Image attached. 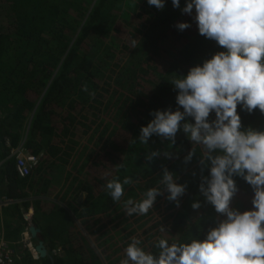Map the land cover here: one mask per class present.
<instances>
[{
	"label": "trees",
	"instance_id": "16d2710c",
	"mask_svg": "<svg viewBox=\"0 0 264 264\" xmlns=\"http://www.w3.org/2000/svg\"><path fill=\"white\" fill-rule=\"evenodd\" d=\"M185 4L166 0L161 10L148 0H0V183H7L0 197L13 201L0 209V231L17 238L33 226L34 241L48 252L34 260L17 246L18 264H121L132 237L157 253L161 238L203 239L215 225L214 207L199 191L210 171L200 164L203 146L182 128L175 144L155 134L148 144L139 140L154 111L177 109L171 81L223 50L199 34L195 10L183 13ZM180 22L190 27L181 31ZM238 112L244 128L264 130L259 109ZM22 142L40 159L24 178L11 156ZM157 150L159 157L145 158ZM165 167L186 184L179 206L161 183ZM125 177L132 182L115 202L106 184ZM234 179L232 207L251 209L254 190ZM150 188L163 193L154 206L128 215L126 201H141Z\"/></svg>",
	"mask_w": 264,
	"mask_h": 264
},
{
	"label": "clouds",
	"instance_id": "9594fccd",
	"mask_svg": "<svg viewBox=\"0 0 264 264\" xmlns=\"http://www.w3.org/2000/svg\"><path fill=\"white\" fill-rule=\"evenodd\" d=\"M148 3L162 10L166 0ZM180 3L172 0L175 8ZM193 10L199 34L223 50L171 81L178 90L177 109L154 111V118L142 126L139 140L148 144L155 134L175 144L182 128L192 144L202 145L200 164L202 170L210 167V171L202 176L199 191L218 219L203 239L183 243L159 239L157 253L145 250L132 237L121 264H264V130L244 128L238 112L242 106L248 113L257 109L264 113V0H186L182 12L191 15ZM177 27L183 31L190 24L180 22ZM212 113L215 119L210 120ZM195 154L192 148L185 163ZM160 155L158 150L151 151L145 158L152 161ZM163 155L171 158L172 153ZM235 176L254 190L251 209L232 207L238 192ZM131 182L129 177L122 182L109 180L106 188L112 200L120 201L124 185ZM161 183L167 199L179 206L186 184L178 183L166 167ZM162 194L161 189L150 188L141 201L127 200V214H147ZM200 207L199 201L192 203L193 209Z\"/></svg>",
	"mask_w": 264,
	"mask_h": 264
},
{
	"label": "built area",
	"instance_id": "2783aa9c",
	"mask_svg": "<svg viewBox=\"0 0 264 264\" xmlns=\"http://www.w3.org/2000/svg\"><path fill=\"white\" fill-rule=\"evenodd\" d=\"M11 156L15 158L16 171L22 178L29 176L40 161L38 156L26 150L24 142L12 150ZM12 202V200L0 199V203L4 206H8ZM17 246L28 250L34 260L40 259L36 246L32 242L28 232H23L22 238L16 244L7 241L5 236L0 234V264H18L21 262L22 257L17 251Z\"/></svg>",
	"mask_w": 264,
	"mask_h": 264
},
{
	"label": "crops",
	"instance_id": "0c3cea01",
	"mask_svg": "<svg viewBox=\"0 0 264 264\" xmlns=\"http://www.w3.org/2000/svg\"><path fill=\"white\" fill-rule=\"evenodd\" d=\"M0 187H1V188H6V187H7V183H6V181H2V182L0 183ZM0 199H1V197H0ZM14 202H15V201H14ZM0 204H1V203H0ZM2 207H3V208H6L7 206H4L3 204H1V205H0V209H2ZM0 216H1V217H0V230H3L4 228H2V227H4L5 225H4V220H3V218H2L1 213H0ZM25 231L29 233L32 242H33L34 244H36V242L34 241V237L31 235V233H30V231H29L28 228H26L25 230L21 231L22 233H20L19 236H18L17 238H8V237L6 238V235H4V233H2L1 231H0V234H3V235L5 236V238H6L7 241L16 244L17 241L20 240V239L22 238V234H23V232H25ZM3 232H4V231H3Z\"/></svg>",
	"mask_w": 264,
	"mask_h": 264
},
{
	"label": "water",
	"instance_id": "95a60500",
	"mask_svg": "<svg viewBox=\"0 0 264 264\" xmlns=\"http://www.w3.org/2000/svg\"><path fill=\"white\" fill-rule=\"evenodd\" d=\"M28 229H29V231H30V233H31V235L33 237L37 236V233H38L39 230H37L33 226L29 227ZM36 250L38 251L40 258H45L47 256V254H48L47 249L45 248V245H44L43 242H39L37 244Z\"/></svg>",
	"mask_w": 264,
	"mask_h": 264
},
{
	"label": "rangeland",
	"instance_id": "374dc122",
	"mask_svg": "<svg viewBox=\"0 0 264 264\" xmlns=\"http://www.w3.org/2000/svg\"><path fill=\"white\" fill-rule=\"evenodd\" d=\"M61 185H62L61 182H57V183H56V186H57V187H60ZM82 198H83V197H79V201L82 200ZM74 218H75V216H74ZM75 219H76V218H75ZM76 221H77V220H76ZM77 222H78V221H77ZM78 224H79V223H78Z\"/></svg>",
	"mask_w": 264,
	"mask_h": 264
}]
</instances>
